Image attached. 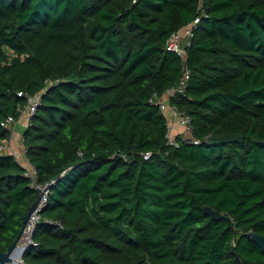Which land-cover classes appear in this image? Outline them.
<instances>
[{
  "label": "trees",
  "instance_id": "trees-1",
  "mask_svg": "<svg viewBox=\"0 0 264 264\" xmlns=\"http://www.w3.org/2000/svg\"><path fill=\"white\" fill-rule=\"evenodd\" d=\"M197 18L184 61L166 42ZM185 69L171 103L202 144L174 147L150 99ZM19 92H43L23 144L37 182L57 179L42 216L63 225L39 224L23 264H264L249 238L264 236V0H0V143ZM36 199L0 152V252Z\"/></svg>",
  "mask_w": 264,
  "mask_h": 264
},
{
  "label": "built area",
  "instance_id": "built-area-1",
  "mask_svg": "<svg viewBox=\"0 0 264 264\" xmlns=\"http://www.w3.org/2000/svg\"><path fill=\"white\" fill-rule=\"evenodd\" d=\"M199 22L197 18L193 23L185 26L178 32L172 34V36L166 42V48L168 51L177 53L184 61L187 60V48L190 47L192 43V38L194 37V30ZM189 70L185 69L180 81L173 87L168 88L162 94L154 93L150 99L151 103L157 105L159 109L167 116V139L168 144L174 147H179V141L177 137L179 136L182 140H186L191 144L199 145L202 141L196 139L193 136V123L192 118L188 114L181 111L180 107L176 103H171V99L177 95H185L186 89L189 81ZM20 97H24L26 104L24 107H18L21 112L19 118H15L13 115H9L1 125L10 128L12 130L11 137L9 139H4L0 143V152L7 151L11 152L17 159L18 154L12 148L11 141L13 139L14 127L17 124H21L23 128H28L32 125L33 118L37 114L38 109L43 104V92H38L35 94H30L28 92H19ZM206 137L204 142L206 143ZM25 150V148H24ZM152 156L150 152L145 153V159H149ZM27 175L32 178V187L38 191L40 195V201L36 206L35 210L30 215L27 221L22 237L18 243V249L20 254V259L18 263H24L22 254L31 247H37L38 242L34 239V233L36 228L41 223H47L49 225H58L63 227L60 221H54L49 218H43L42 212L48 204L49 196L52 188L56 185L57 179H51L46 183H38L36 180V170L35 167L27 168ZM62 176V175H61Z\"/></svg>",
  "mask_w": 264,
  "mask_h": 264
},
{
  "label": "water",
  "instance_id": "water-1",
  "mask_svg": "<svg viewBox=\"0 0 264 264\" xmlns=\"http://www.w3.org/2000/svg\"><path fill=\"white\" fill-rule=\"evenodd\" d=\"M243 137L242 135L238 134V133H231V134H227V135H223V136H210L207 141L206 144L208 145H213V144H221V143H231V142H236V141H242ZM40 201V195L37 191V199L36 201L29 207L28 211L26 212L25 215V219H24V223L22 226V229L20 231V233L18 234L17 238L15 239V241L9 246L8 250L6 252H0V264H10L13 263L14 258L15 257V252L18 249V243L22 237V234L24 232L25 226L27 224L28 219L30 218V215L32 214V212L35 210L36 206L38 205ZM203 212L210 216L213 220H221V219H225L230 226L233 225V221L231 219V217L229 215L223 214L220 211L214 209L213 207L209 206V205H205L203 206ZM249 238L254 241L264 252V236L256 233V232H251L249 235ZM23 256V254H22ZM18 264V263H17Z\"/></svg>",
  "mask_w": 264,
  "mask_h": 264
},
{
  "label": "crops",
  "instance_id": "crops-1",
  "mask_svg": "<svg viewBox=\"0 0 264 264\" xmlns=\"http://www.w3.org/2000/svg\"><path fill=\"white\" fill-rule=\"evenodd\" d=\"M23 131L24 128L21 124H17L14 127L13 131V139L11 141L12 148L15 152L18 154V162L24 167V168H31L33 165L27 160L25 156V150H24V144H23ZM19 255L21 254L19 251H17ZM17 257V256H16Z\"/></svg>",
  "mask_w": 264,
  "mask_h": 264
},
{
  "label": "rangeland",
  "instance_id": "rangeland-1",
  "mask_svg": "<svg viewBox=\"0 0 264 264\" xmlns=\"http://www.w3.org/2000/svg\"><path fill=\"white\" fill-rule=\"evenodd\" d=\"M15 256H17V257L16 258L14 257L13 263H10V264H17L19 262L20 255L17 251L15 252Z\"/></svg>",
  "mask_w": 264,
  "mask_h": 264
},
{
  "label": "bare ground",
  "instance_id": "bare-ground-1",
  "mask_svg": "<svg viewBox=\"0 0 264 264\" xmlns=\"http://www.w3.org/2000/svg\"><path fill=\"white\" fill-rule=\"evenodd\" d=\"M14 258V257H13ZM15 258H16V256H15Z\"/></svg>",
  "mask_w": 264,
  "mask_h": 264
}]
</instances>
